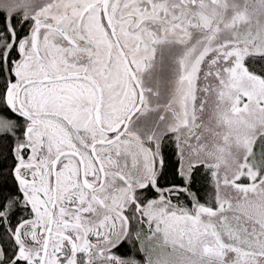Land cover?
I'll return each mask as SVG.
<instances>
[{
  "label": "snow or ice",
  "instance_id": "6c2138e0",
  "mask_svg": "<svg viewBox=\"0 0 264 264\" xmlns=\"http://www.w3.org/2000/svg\"><path fill=\"white\" fill-rule=\"evenodd\" d=\"M0 264H264V0H0Z\"/></svg>",
  "mask_w": 264,
  "mask_h": 264
}]
</instances>
